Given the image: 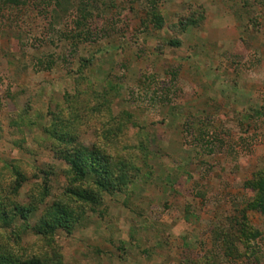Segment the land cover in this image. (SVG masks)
Here are the masks:
<instances>
[{
	"label": "rangeland",
	"instance_id": "374dc122",
	"mask_svg": "<svg viewBox=\"0 0 264 264\" xmlns=\"http://www.w3.org/2000/svg\"><path fill=\"white\" fill-rule=\"evenodd\" d=\"M68 144L107 161L99 203ZM258 171L264 0H0V260L264 264Z\"/></svg>",
	"mask_w": 264,
	"mask_h": 264
},
{
	"label": "trees",
	"instance_id": "16d2710c",
	"mask_svg": "<svg viewBox=\"0 0 264 264\" xmlns=\"http://www.w3.org/2000/svg\"><path fill=\"white\" fill-rule=\"evenodd\" d=\"M158 12V11H157ZM159 13V12H158ZM159 19L162 23L164 21L163 15L159 13ZM160 28V25H158ZM74 145H79L77 141H73ZM72 145L68 144L66 147H62L60 149L59 156L64 159L65 162L69 164L70 169L73 171V175L75 177L76 182H81L83 180L84 183L89 182V185L87 186H70L67 189V193L69 195H73L75 197H78L81 200L87 201V203H99L102 199L101 190H109L110 186L112 185V180L107 178L109 175V166L108 163H106V160H101L98 156L94 157L91 160L87 159V157H84L86 151H84L83 154H81V157L79 155L73 156L72 154ZM74 148V147H73ZM77 154V153H76ZM104 158V152L102 153V156ZM97 158V159H96ZM91 175V178L88 177V175ZM260 171L256 173L257 178L250 179L247 182V185L254 190L258 191V200L260 202H264V176L263 174H260ZM106 177V179L103 178ZM260 178V179H259ZM96 185V190L92 191L91 188ZM61 204L56 205V208H54L55 214H51L49 216V224L51 225V229L55 228L58 225H70L75 226L74 223H76V219H79V216L76 214L75 209L72 211H69L65 206ZM18 205V204H16ZM22 210V207H17L15 209ZM262 208L264 209V204H262ZM262 209V210H263ZM226 241V240H225ZM226 243V242H225ZM228 243H226V248L228 247ZM232 254V253H229ZM38 261V260H37ZM35 260H28L26 263H34L37 262ZM0 264H16V263H10L6 262L4 260H0ZM22 264V263H21Z\"/></svg>",
	"mask_w": 264,
	"mask_h": 264
}]
</instances>
